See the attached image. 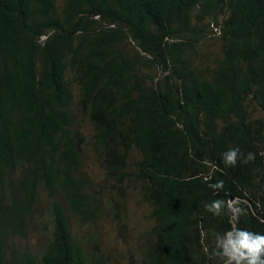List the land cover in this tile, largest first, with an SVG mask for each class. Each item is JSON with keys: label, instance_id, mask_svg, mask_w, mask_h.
Instances as JSON below:
<instances>
[{"label": "trees", "instance_id": "16d2710c", "mask_svg": "<svg viewBox=\"0 0 264 264\" xmlns=\"http://www.w3.org/2000/svg\"><path fill=\"white\" fill-rule=\"evenodd\" d=\"M230 147L254 159L225 166ZM107 189L115 217L128 190L148 207L140 264H218L215 198L264 232V0H0V264H93L71 221ZM42 193L51 238L33 253L15 240Z\"/></svg>", "mask_w": 264, "mask_h": 264}, {"label": "rangeland", "instance_id": "374dc122", "mask_svg": "<svg viewBox=\"0 0 264 264\" xmlns=\"http://www.w3.org/2000/svg\"><path fill=\"white\" fill-rule=\"evenodd\" d=\"M212 30L216 31L214 27ZM87 133L89 139L90 133ZM86 170L94 188L99 189L97 185L104 183L99 161L90 157ZM114 194L108 189L103 191L99 195L101 211L98 217L83 223L72 220L71 233L79 240L93 264H140L137 250L142 244L141 235L150 226L148 207L139 201L135 190H128L126 207L115 217L116 211L111 208L110 200ZM50 206L51 201L42 193L36 213L26 227L25 237L15 240L18 247L38 253L47 244L51 238Z\"/></svg>", "mask_w": 264, "mask_h": 264}, {"label": "clouds", "instance_id": "9594fccd", "mask_svg": "<svg viewBox=\"0 0 264 264\" xmlns=\"http://www.w3.org/2000/svg\"><path fill=\"white\" fill-rule=\"evenodd\" d=\"M254 159V154L249 151L241 152L238 147H230L220 153L221 162L228 167H234L239 160L246 164ZM205 165L209 163L206 159L201 161ZM204 181L211 180V174L203 177ZM207 187L218 197L224 187L223 180L217 179L214 183H207ZM204 211L214 217L226 213L230 218V226L223 231H209L211 236V251L207 246L203 251L214 258L218 264H264V232L251 231L244 227H238L239 217L244 210L239 206L237 198L227 201L220 198L212 199L203 204ZM203 235V230L201 229Z\"/></svg>", "mask_w": 264, "mask_h": 264}]
</instances>
